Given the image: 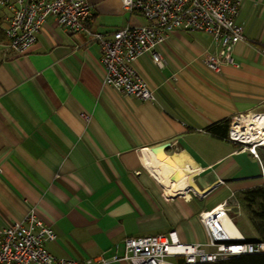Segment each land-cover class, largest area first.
I'll return each mask as SVG.
<instances>
[{
	"label": "crops",
	"instance_id": "1",
	"mask_svg": "<svg viewBox=\"0 0 264 264\" xmlns=\"http://www.w3.org/2000/svg\"><path fill=\"white\" fill-rule=\"evenodd\" d=\"M87 1L92 31L145 22L121 0ZM8 17L0 8L2 29ZM236 19L244 39L218 72L204 63L218 46L202 31L168 32L162 68L137 57L151 101L103 84L98 44L52 16L24 53L0 42V226L34 209L57 234L47 251L78 264H130L111 259L128 236L175 230L182 242L205 243L201 212L226 201L230 213L237 193L264 187V148L255 156L207 131L264 113V0H243ZM154 149L196 168L194 187L182 194L162 185L147 166Z\"/></svg>",
	"mask_w": 264,
	"mask_h": 264
},
{
	"label": "built area",
	"instance_id": "2",
	"mask_svg": "<svg viewBox=\"0 0 264 264\" xmlns=\"http://www.w3.org/2000/svg\"><path fill=\"white\" fill-rule=\"evenodd\" d=\"M243 0H121L124 8L138 13L144 23H128L110 34L92 31L88 26L91 5L87 0H0V7L9 11L3 28L8 45L17 54L24 53L35 43L44 22L52 16L68 32H82L98 44L100 63L104 70L103 84L139 100H154L155 90L135 70L133 62L142 54L162 68L165 60L158 50L172 30L202 31L209 34L218 49L206 52L205 65L218 72L223 64H233V48L244 39V28L237 21ZM264 114V113H254ZM84 119L88 115L82 114ZM248 115L231 120L228 140L243 144L255 156L264 148V139L247 142L233 132ZM251 131V130H250ZM227 202L199 214L206 232L205 243H185L175 230L147 236L123 239V251L112 261L130 264H177L215 262L230 256L264 253V241H249L243 236H230L223 228ZM51 225L43 222L31 209L21 220L0 226V264H78L75 260L57 258L45 248V242L56 238ZM115 249L119 246L115 245ZM102 261V259H101ZM87 264L96 263L87 260Z\"/></svg>",
	"mask_w": 264,
	"mask_h": 264
},
{
	"label": "bare ground",
	"instance_id": "3",
	"mask_svg": "<svg viewBox=\"0 0 264 264\" xmlns=\"http://www.w3.org/2000/svg\"><path fill=\"white\" fill-rule=\"evenodd\" d=\"M242 128L245 130L241 133L239 131ZM233 132H239V138L247 142H254L258 137L264 139V114H248L242 123L234 125ZM147 166L165 187L176 190L182 194H184L188 188L194 187L191 178L196 173V168L193 170L184 163H178L177 165L171 163L160 149L153 150L152 157L147 160ZM223 228L230 236H242L239 229L230 219L228 211L227 216L224 215ZM244 238L247 240L246 237Z\"/></svg>",
	"mask_w": 264,
	"mask_h": 264
},
{
	"label": "trees",
	"instance_id": "4",
	"mask_svg": "<svg viewBox=\"0 0 264 264\" xmlns=\"http://www.w3.org/2000/svg\"><path fill=\"white\" fill-rule=\"evenodd\" d=\"M0 42H7L0 21ZM230 119H224L216 122L209 127L207 131L212 135L221 138H227ZM239 205L249 213V221L253 225L256 237L247 238L250 241H264V187H255L236 194ZM177 264L185 263L183 258L177 259ZM194 264H264V253H249L239 256H230L226 259L215 262H203Z\"/></svg>",
	"mask_w": 264,
	"mask_h": 264
},
{
	"label": "rangeland",
	"instance_id": "5",
	"mask_svg": "<svg viewBox=\"0 0 264 264\" xmlns=\"http://www.w3.org/2000/svg\"><path fill=\"white\" fill-rule=\"evenodd\" d=\"M234 208V206L230 208V213H228V215L233 221V223L236 225V227L240 230V232L246 237H253L254 235H256L253 225L248 220L249 213L240 205H238L236 209ZM228 209L229 206H227V211Z\"/></svg>",
	"mask_w": 264,
	"mask_h": 264
}]
</instances>
